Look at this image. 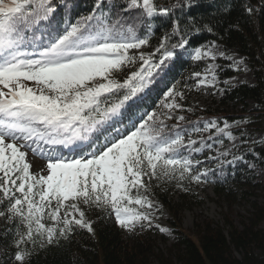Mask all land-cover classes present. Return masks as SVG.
Instances as JSON below:
<instances>
[{"label":"snow or ice","instance_id":"snow-or-ice-1","mask_svg":"<svg viewBox=\"0 0 264 264\" xmlns=\"http://www.w3.org/2000/svg\"><path fill=\"white\" fill-rule=\"evenodd\" d=\"M106 3L112 0H96L91 14L62 30L49 26L46 42L37 43L32 30L55 11L52 0H0V205L5 206L0 216L17 221L14 256L19 264L29 255L22 245L35 244L36 237L52 244L58 237L66 239L74 225L91 231L81 202L110 209L119 225L132 231L150 219L133 206H153L142 194L148 191L144 177L178 173L181 181L185 174L201 179L191 175L193 161L181 152L196 141L185 144L184 136L169 131L161 118H173L169 113L180 107L175 97L182 93L174 86L164 93L170 102L162 104L169 112L134 114L157 70L188 41L177 23L157 49L158 62L154 54L138 50L148 44L152 22L181 6L124 0L126 7L112 13L104 10ZM173 37L179 38L176 43H171ZM207 55L211 53L195 50L196 59ZM137 62L138 68L117 78ZM100 136L104 143L88 151ZM52 146L69 148L79 158L57 153ZM21 148L47 161L46 174H33ZM46 218L51 225L43 222Z\"/></svg>","mask_w":264,"mask_h":264},{"label":"trees","instance_id":"trees-1","mask_svg":"<svg viewBox=\"0 0 264 264\" xmlns=\"http://www.w3.org/2000/svg\"><path fill=\"white\" fill-rule=\"evenodd\" d=\"M158 3L166 7H181H175L169 17H158L152 22L151 32L147 35L148 50L154 54L153 61H159L161 52L157 49L163 37L171 34L177 23L188 43L183 49H175L176 55L160 66L145 100L139 102L140 107L134 110V114L164 112L162 102H167L164 93L173 86L184 97L179 100V111L171 115L172 124L165 123L170 126L169 131L180 132L184 136L185 144L189 139L196 141L181 152L193 161L191 175H200L201 179L197 182L185 174L181 181L178 173L172 178L160 176L149 180L144 177L148 191H142L152 201L153 207L164 205L173 211L169 223L176 242L167 252L156 249L152 238H163L159 228L138 224L129 231L119 225L110 209L88 205L92 222L85 223L90 224L91 231L74 225L66 239L58 237L52 244L36 237L35 244L22 245L29 254L24 264H264V142L242 143L226 157H216L211 150H206L201 157L193 150L207 148L212 141H222L226 132H264V0H158ZM52 4L55 11L32 30L36 41L46 42L49 26L58 29L65 24H73L96 8V0H52ZM125 7L124 0H112L111 5H104V10L117 13ZM123 15L127 17L129 13L124 12ZM138 30L146 31L143 24ZM178 39L173 37L171 43ZM213 43L242 56L254 83L199 88L198 77L204 73L208 61L192 60L191 53ZM217 74L224 80L234 76L235 72L226 67L220 68ZM196 90L204 91L212 102L200 108L191 100ZM179 116L184 119L177 123ZM212 120H226L228 128L218 134L213 132L200 136L198 132ZM103 142V136H100L95 144L101 146ZM201 184L212 186L219 200L227 201L230 211L239 203L250 207L240 226L226 216L224 227L211 221L196 224L193 236L181 229L176 211L178 207L171 201V192L176 190L181 201L201 206L197 195ZM0 211H5L4 205H0ZM3 221L0 219V248L14 256L17 221L13 219L6 225ZM45 224L51 225V221Z\"/></svg>","mask_w":264,"mask_h":264},{"label":"rangeland","instance_id":"rangeland-1","mask_svg":"<svg viewBox=\"0 0 264 264\" xmlns=\"http://www.w3.org/2000/svg\"><path fill=\"white\" fill-rule=\"evenodd\" d=\"M61 29L58 30H62ZM149 45H145L139 52H143L145 56L150 55L148 50ZM202 52H210L211 55L203 56L201 59L195 58V50L191 53L192 60L200 61L207 60L208 66L205 69L204 73L198 77L200 80L197 84L199 88H216L219 84H224L226 86H238L241 84H253L254 78L249 70L247 63L244 61V58L238 55L233 50L225 49L223 45L219 43H213L207 47L199 48ZM32 51V50H31ZM136 51V50H134ZM214 57V58H213ZM154 58V55H153ZM139 67V62L135 65L134 68L125 69L123 72H120L117 76L118 79H122L129 70H135ZM231 68L235 75L229 78L222 80L217 74L220 68ZM28 86L35 87L34 82H26ZM184 97L176 96L175 102L179 104V100H183ZM218 97H216V100ZM191 100L197 104L200 108H204L206 105L212 102V98L206 94L204 91L196 90L193 94ZM167 102H170L167 101ZM180 108V107H179ZM179 108L172 109L170 111V115H173L175 112L179 111ZM164 112H169L168 109H165ZM165 122L172 124V119H168L166 116H163ZM183 120L177 119V123L182 122ZM176 123V124H177ZM228 128V122L226 120H222L221 122L212 120L211 122H206L198 133L200 136L202 135H210L215 132L216 134L220 133L222 130ZM8 142H12L9 140ZM264 142V132H256L252 130H245L242 133H233L226 132L224 134L222 141H212L211 144L207 148H200L199 151H194L198 156H203L206 150H211L216 157H226L229 155L230 151L236 146L246 143V144H254ZM19 145L22 141H16ZM52 149L55 152L62 153L64 156H70L76 154L69 148H64L61 146H52ZM67 150L71 151V154L67 152ZM21 151L27 152V160L32 164L31 171L33 174L40 173L46 174L45 168L47 161L40 159L37 156H34L32 152L27 148H21ZM78 155V154H77ZM212 156L211 158L215 157ZM79 158V155L77 156ZM263 176V175H261ZM17 195H19L17 193ZM198 198L201 200V206L195 205L190 201H181L180 193L176 190L171 192V201L173 204L177 206L178 219L180 220L181 229L187 233L188 235L193 236L196 232V224H201L203 221H211L215 225H219L224 227L225 217L229 216L232 218L237 226H240V221L243 216L248 215L250 207L247 204H237L234 206L233 210H229V204L226 200H219L216 194L213 191L212 186L209 184H201L197 190ZM7 203V202H5ZM81 211L84 212V221L92 222L91 214L88 210V205L83 204L82 202L79 204ZM138 208V210L147 213L150 217L149 220L141 221L138 224L143 225H153L160 229V234L163 238L153 236L152 240L155 241L156 249L167 252L172 245L176 242L175 234L172 231L169 220L173 218V211L170 210L166 206L151 207V208H140V206H133ZM77 215V219H79V215ZM61 216H63V212H61ZM115 219V214H112ZM0 219L4 220L3 225L10 223L6 216H0ZM116 220V219H115ZM44 223L49 222L46 218ZM137 224V225H138ZM136 225V226H137ZM164 229L165 231H161ZM128 230V229H127ZM165 238V239H164ZM0 264H19L18 261L15 260V256H11L10 253L6 251L4 248H0ZM157 264V263H154Z\"/></svg>","mask_w":264,"mask_h":264}]
</instances>
